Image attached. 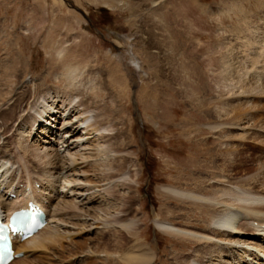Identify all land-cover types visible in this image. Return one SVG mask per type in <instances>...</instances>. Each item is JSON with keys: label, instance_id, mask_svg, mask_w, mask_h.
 <instances>
[{"label": "rangeland", "instance_id": "rangeland-1", "mask_svg": "<svg viewBox=\"0 0 264 264\" xmlns=\"http://www.w3.org/2000/svg\"><path fill=\"white\" fill-rule=\"evenodd\" d=\"M242 17L247 18L245 23ZM263 31L264 0H0V78L14 74L8 79L13 94H4L10 89L8 80L0 81L7 85L0 87L4 90L0 116L10 119L5 125L0 120L1 134L7 129L5 137L10 138L4 141L5 137L0 136V157L9 158L6 159L15 172L8 175V184L22 182L14 184L21 190L31 182L35 196L50 207L52 219L43 235L58 233L60 238L46 249L25 251L27 255L12 264L99 263L109 251L107 245L114 240L112 236H118L119 231L129 238L128 247L150 245L157 256L152 264H174V254L191 255L194 245L160 233L153 224L155 216L171 219L176 224L172 227L177 230L194 220L206 225L207 211L189 207L196 210L195 217H191L183 210L187 206L176 205L164 194L165 187L185 183L195 188L191 181L196 180L193 170L206 162L207 157L199 156H208V146L212 152L219 146L222 149L238 146L241 158L247 162L237 175L230 177L232 181L250 182L255 177L254 181L260 178L264 183V171L258 167L257 160L258 156L264 158V146L257 144L264 138V94L256 87L262 83L264 88V62L259 57L262 63L253 69L249 65V59L261 50L264 53ZM247 40L254 44L242 47L240 43ZM227 52L238 59L233 61V69L228 70L234 77L237 61L241 60L251 69L247 78L241 79L244 85L248 87L256 77L260 79L254 85V92L240 94L242 82L233 88L235 83L222 80V64L229 61ZM133 61L142 65L144 73L135 71ZM6 65L13 67L7 71ZM68 67L77 68L80 76L73 82L78 90L73 105L83 103L79 109L90 112V118L80 127L82 138L77 140L79 134L76 139L63 135L60 118L74 122L71 115H56L42 104L56 118L53 134L49 138L39 135L42 127L49 129L43 123L41 129L36 124L29 137V125L24 122L33 114L31 107L34 102H40L37 97L44 90L45 94L40 96L44 102L49 94L61 95L65 91L62 74ZM90 80L97 84V91L90 90ZM37 88L42 90L38 95ZM24 97L15 120H11L7 109ZM224 104L234 105L235 110L227 105L223 110ZM104 112L105 117H98ZM219 125L224 130L218 133L222 138L217 143L212 139L216 132L212 128ZM97 128L100 130L94 134ZM228 131L235 136L230 141L225 139ZM255 134L263 136L254 143L251 140ZM240 137L245 139L239 140ZM212 143H215L213 147ZM46 155L50 157L46 159ZM49 160L60 161L63 170L54 174ZM112 160L123 161L121 173L108 167L113 165ZM221 164L218 170H207L212 175L204 174L202 168L195 173L208 182L211 180L209 183L224 175L221 181L225 186L223 182L218 186L232 188L226 183L228 174L221 173ZM107 173H114L115 177L103 182L102 176ZM11 193L21 195L19 190ZM19 199L13 203L16 205ZM198 202L201 203L197 205H208ZM66 203L72 204L73 209L54 214V205L64 207ZM104 203H111L112 211L117 210L111 212L108 222L118 214V221L124 220L123 223L106 227L105 219L93 220L84 215L83 210ZM84 221L86 225L92 224L91 227L83 230L71 224ZM127 222L136 223L137 237L132 238L121 228ZM244 240L257 243L261 239L251 234ZM110 258L118 259L115 255ZM195 258L197 261L199 257ZM236 264L243 263L236 260Z\"/></svg>", "mask_w": 264, "mask_h": 264}, {"label": "bare ground", "instance_id": "bare-ground-1", "mask_svg": "<svg viewBox=\"0 0 264 264\" xmlns=\"http://www.w3.org/2000/svg\"><path fill=\"white\" fill-rule=\"evenodd\" d=\"M257 9L259 10V6H257ZM242 20H244V23H245L247 18L242 17ZM241 23H242V21H241ZM244 39H247V38H244ZM243 41H245V40H243ZM240 44H242L241 45L242 47H244V45H245L248 48V46L251 43H250V40H247L246 42H243ZM253 44H251V45H253ZM259 44H261V43H259ZM263 48L264 47H262V49ZM261 51L262 52L257 53L255 57H252L251 59H249V65L251 64V69L255 68L256 65H258V63L264 62V53H263V50H261ZM230 53H231V55L228 53L229 61H224L225 63H223L222 67H221L223 69V71L221 70L223 73L222 74L223 75L222 80L224 82L230 81V82L235 83L233 85V88H235L237 86V84L242 82L243 84L239 87V89L242 90V93H240V94H244V92H252V91L254 92L256 87H259L261 90H263V91L260 90L261 91L260 94H264V88L261 86L262 83L259 84V86L257 84V82L260 80V79L257 80L256 79L257 77L255 78L254 76H252V79L255 78L254 79L255 81L252 83L253 85L250 84V85H248V87H247V85H244V82H245L244 80H245V78H247V75L251 69L250 68H249L250 70L247 69V66L244 65L241 62V60L237 61V67L234 66L235 67L234 71L236 73L235 77H234V74H232L233 72L228 71V70H230L232 64H234L233 61L238 60L237 58L234 59L232 52H230ZM259 57H260V59L262 58V62L260 60H258ZM225 58H228V56H226ZM131 64L133 65V68L135 69V71H137L139 74L144 73L143 69H142L143 67H142V65H140L139 62L133 61ZM7 65H6V67H4V69L7 71L8 70L10 71L13 66L7 67ZM259 66H261V65H259ZM231 69H233V68H231ZM77 71H78L77 68L68 67L65 70L64 74H62V79L65 82V91L62 92L61 95H59V93L55 92L56 95L53 94V96L50 95L49 92H46L49 94V99L45 102L43 101L42 98H40L41 95L45 94V90L42 92L41 88H37V94L36 95H38V93L42 92L37 97L40 99V102H38V101L34 102L33 106L31 107V111H33V114L31 116H29L28 120H26L24 122V123L29 125L28 126L29 127L28 129L30 130L28 133L29 137H31V132H32L33 128L35 127V125L39 124V123H42V124L45 123V124H48V126H49V129H43V127L41 129V127H40L41 125H40L39 127H40L41 131H40L39 135L43 134L44 138H49L50 135L53 134V132H51V131L55 127L56 118H53V115L51 113H48L42 105H45V107H47L51 112H55L56 115L67 114L69 117L71 115L72 119L74 118V122H70L69 121L70 119H68L67 121L66 120L64 121V119L60 118L61 122L63 120V124L62 123L61 124H62V127L64 128V130H63L64 136L70 137L69 139H72V138H75V136H77L81 132L80 127L85 125V123L88 121V119L90 118V116H89L90 112L88 111V109H85V108L79 109L80 106L83 105V103H80L79 106H77V107H75L76 105H73L74 103H76V100L78 97V95L76 94V92L78 91L77 87L75 86L76 83H73L74 81H76L80 77L79 74H77ZM13 75L12 74L11 75L10 74L2 75V77L0 78V81L1 80L5 81L8 79L11 80L13 78ZM3 76H5V78H3ZM263 76H264V74H263ZM141 77H144V76H141ZM248 78H249L248 82H251L250 77H248ZM241 79H244V80L241 81ZM9 80L7 81L8 86L0 83V87L7 86L8 88H10L9 90L6 89L7 91H5L4 94L11 95V94H13L14 89H12V86L10 85ZM261 80H262V78H261ZM93 81H94V79H93ZM88 83L91 84V86H90L91 91L95 90V89L97 91L98 86L96 83H95L96 84L95 85L94 82H92V80H90ZM256 84H257V86L255 87L254 85H256ZM84 85H86V84L84 83ZM231 88H232V86H231ZM224 89H226V88H224ZM229 89H230V87H229ZM2 91L4 92V90L0 89V97L2 96V93H3ZM231 92H233V91H231ZM237 93H238V91H237ZM25 99L26 98L24 97L21 101L16 100L15 102H13L11 104V105L14 104L13 106H11V107L9 106L10 108L8 107L9 109H7L6 113L11 117V120H15V116H16L17 112L20 111L22 104H24V102H25ZM65 99H66V101H65ZM57 105H60V106L57 108ZM201 105H202V107H204L203 103H201ZM226 105L230 108V110H231V108L234 107V105H233V107L232 106L230 107V105L224 104L223 108H222L223 110H224ZM14 107H16L17 109L14 110L13 109ZM239 112H240V109H239ZM224 113H226V112H224ZM243 113H240V115L241 114L244 115L246 112L244 114ZM105 115H106V112L100 113L99 116L98 115L97 116L98 117H100V116L105 117ZM222 115L224 116V114H222ZM0 117H1L0 120H2V123H1L2 125H5L10 120V119L2 117V116H0ZM218 117H220V116L218 115ZM244 117H246V116L244 115ZM239 119H240V116H239ZM241 119H242V117H241ZM24 123L21 124V127L23 130L25 127ZM39 127L37 129H39ZM18 128H20V127H18ZM212 129L213 130L215 129V131H216V132H214L215 134L213 133L214 137H212V139L217 140V143H218L220 141V139L222 138V137H220V134H218V133H220L224 129H222V127L220 128V125L215 126ZM0 130H1V128H0ZM6 130L7 129H3L2 134L0 132L1 137H5ZM82 130H85V129L82 128ZM99 130H100L99 128L94 129V134H95V132H97ZM87 135H89V134H87ZM98 135H99L98 137H100V138H107L103 134H98ZM262 136L263 135H261V134L256 135L255 138L250 136L251 139L254 138V140H251V139L250 140L254 141V143H255L256 142L255 140L256 139L259 140ZM226 137H227V139H229V141L235 138L233 133L231 134L230 131H228L227 135H225V139H226ZM64 138L65 137H63V139ZM76 138H77V140H79L82 138V135L79 134V136ZM242 138L245 139V137H240L239 140H241ZM9 139L10 138L5 137L4 141H8ZM68 140H67V142H68ZM109 140H110V138H109ZM262 140H264V138ZM262 140H261V142H257V144L259 146L260 145L264 146V143H263L264 141L262 142ZM42 141L46 142L45 139H43ZM244 141H246V140H244ZM62 142H64V141H62ZM105 143H106V140H105ZM215 143H212V147H213V144H215ZM247 144H250V143L247 142ZM220 145H221V143H220ZM253 145H255V144H253ZM18 146H19V144H18ZM224 148L225 149H222V147L219 146V149H217L215 152H212L210 147L208 146L207 150H210V151H207L208 153H206V154H208V156H202V157L199 156L200 158H206L207 157V159H206V162L204 164L196 166L193 170L194 171L193 173L195 174V178L197 181L195 179H191V181H193L192 184H195L194 185L195 188H193V187L190 188L189 185L186 186L184 183V185H182V186H178V185L173 184L172 186L165 187V189H164V194H167V197L170 200H172L176 205H179V206L185 205V207L187 206V208L183 209V210L187 211V213L189 212L191 214V217H193V218L195 217L194 211H196V210L193 211L190 208L193 206H196V208L198 207L199 210L203 209L204 211H207V218H208V223L206 225L200 224L199 222L195 223V220H194L192 222H188V223L183 224L182 227H178V229L175 230L174 227H172V226H175L176 224L175 225L172 224L171 219H168V220L162 219L159 215L156 214L155 219H154L156 221H154L153 224L156 226V228H158L161 231L160 233H162V234H164L170 238L183 240L184 242H187V243L191 244L192 246L194 245L193 248H195V249H194V251L191 252V255H188L185 257L182 254H180V255L174 254V257L172 259L174 264H207V263L213 264L212 262H215V264H227V262H230V264H232V263L236 264V260H237V263L241 262L243 264H252V261L258 262L259 255L264 256V183H263V180H261L260 178L259 179L256 178V180L254 181V179H255V177H254L253 181H250V182L248 180H246L244 182L241 181L242 183L233 182L230 177L232 175H235V174L237 175V171H239V168L243 167L247 161H245L241 158V152L239 151L238 146L234 147V148L229 147V149L227 147H224ZM256 150L259 151L258 148H256ZM117 151L119 152V150H117ZM117 151L114 149V152L118 153ZM206 154H203V155H206ZM49 157H50L49 155L45 156L46 159ZM6 158L7 157H5V156L0 157V164H1L0 165L1 166L0 167V183H1L2 187L6 186L5 189L8 191V192H5L4 194L0 195V205H1L2 209L5 212L11 213L13 210L18 209V207H23V208L28 209L29 201H31L35 204H37L39 202L44 203V201H42V199H38L35 196V189L32 187L31 182H29V184H28L29 185L28 190H30L32 192V194L27 193L25 191L27 184L21 190L17 189L15 185H17V184L21 185L22 182H19L17 184L12 182V183L8 184V182H7L8 175L9 174L15 175V172L13 171L11 163L9 162V160H7L9 158H7V159ZM55 160H56V158H55ZM257 160L259 161L258 167L260 168V170L263 169V171H264V158L261 156H258ZM54 161L52 163L49 160L50 164H52V166H53L51 168V170L54 171V174H57L61 170H63V166L60 164V161H56L55 163H54ZM112 162H113V165H110L108 167L112 166L111 170H115V172L121 173L122 171H120V170L124 167L122 165L123 161L112 160ZM220 163H222L221 165L223 166V167L221 166L222 167L221 173L222 174H224V173L228 174L227 176L229 178L226 177V181H227L226 183H229L232 186V188H229V187L224 188V187H221L222 185L218 186L220 183L223 182V181H221V179L222 178L224 179V175H219V177L217 176L218 179H216L214 181L215 183H209L211 180H209V182H208L207 179L203 178L204 176L200 177L201 175L196 174L199 171V170L197 171V169L202 168L205 170V172L203 171L204 174L212 175L213 173H211V171L209 172L207 170H209V169L218 170L220 167ZM4 166H6V167H4ZM3 167H4V169H3ZM50 167H51V165H50ZM190 175H191V173H190ZM209 175H206V176H209ZM262 175H263L262 178H264V173ZM114 177H115L114 173L113 174L107 173L106 175L102 176V179H103L102 181L106 182L108 180H113ZM194 181H196V183H194ZM68 183H70V182L68 181ZM258 183H260V185H258ZM223 184H224V182H223ZM230 185H228V186H230ZM223 186H225V184ZM18 190H19V193H21V195H17L18 193L17 194L14 193V194H16V199H19V197H20V199L17 200L16 205H15V203H13V201L7 203V200L10 201L8 196H7V193L17 192ZM85 191H87V190H85ZM3 197H5L7 199H4ZM108 199H109V196L107 194L106 200L108 201ZM198 201L206 202V203H208V205H202V204L197 205L198 203H201ZM112 203L114 205V201ZM109 205H111V206H109ZM113 205L111 203L110 204L104 203V204L100 205L103 207H100L99 205H97L96 208H94V209H86V211L83 210V213L87 217L93 218V220H101L102 218L105 219L104 223H107V225H105L106 227L110 224H117V223L121 224L120 222L123 223L124 220L118 221V219H117L118 214H116V217L113 218L111 223H109L108 222L109 220H107V218L112 217V213L117 212V210L112 211ZM51 207H52V205H51ZM97 207H99L101 209H99ZM45 208L47 209V213H48V221H47V225H48L49 219H52V215L50 217V207L46 206ZM54 208H55L54 214H57L60 211L66 212V210L73 209V205L66 203L65 206L63 207L60 204H56V205H54ZM96 211H98V212H96ZM199 212H197V213L199 214ZM92 213H93V216L91 215ZM249 218H250V220H248ZM71 224L73 226H78V228H83V230L87 229L86 227L90 228L92 225V224L86 225L85 221L79 225L76 223L75 224L71 223ZM47 225L45 226V228L43 230H41V232H39L37 235L33 236L30 239V241L29 240L26 241L25 242L26 244L23 243L22 245H19L16 249L17 252H19V253L23 252L24 256H25V255H27V253L25 251L46 249V248H48L47 246L49 244H54L56 239H60V238H58V233H51V234L49 233L50 235H48V236L43 235V234L46 235ZM121 228L123 230H125L126 234H128L132 238H135L139 235L138 228L136 227L135 222H131V223L127 222L126 224H122ZM77 232H79V231H77ZM251 234H252V237L258 236L259 239H261L260 242L255 243V240H253V241L250 240V242L247 243L249 240H244L245 236H250ZM102 235H103V233H102ZM117 235L118 236H116V237L111 235L114 238V240L111 241L112 239H110L111 242L107 245V247H110V248H109V251H106V253H104L105 259H99L101 261L99 263L95 261L94 264H96V263H98V264H101V263L102 264H120V263L121 264H152L154 258L157 257L155 255V253H153L154 251L151 249L152 247L150 245L146 247V246H143L140 244L139 245L134 244V245L128 247V245L130 244L129 243L130 241L128 240L129 238L125 235V233H122L121 231H119V233ZM42 236H44V237H42ZM239 236H241V237H239ZM145 241H146V239H145ZM113 242H115V243H113ZM71 245L73 246L75 244L72 243ZM113 255L117 256L118 259L110 258ZM69 257H71V256H69ZM195 257H199L197 259V261H195L196 260ZM179 261H181V262H179ZM13 262H15V261H13Z\"/></svg>", "mask_w": 264, "mask_h": 264}]
</instances>
